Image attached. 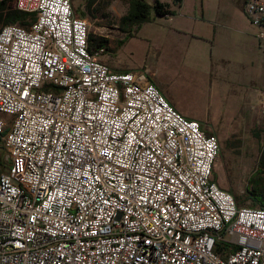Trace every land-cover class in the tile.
I'll use <instances>...</instances> for the list:
<instances>
[{
    "label": "built area",
    "instance_id": "obj_1",
    "mask_svg": "<svg viewBox=\"0 0 264 264\" xmlns=\"http://www.w3.org/2000/svg\"><path fill=\"white\" fill-rule=\"evenodd\" d=\"M6 0H0V5ZM0 29V264H264V207L212 180L216 136L90 49L72 0ZM264 47V0H246Z\"/></svg>",
    "mask_w": 264,
    "mask_h": 264
},
{
    "label": "crops",
    "instance_id": "obj_2",
    "mask_svg": "<svg viewBox=\"0 0 264 264\" xmlns=\"http://www.w3.org/2000/svg\"><path fill=\"white\" fill-rule=\"evenodd\" d=\"M132 1L103 0L105 52L99 59L113 71L127 69L117 53L134 40L145 53L140 60L142 69L134 72L154 83L179 113L197 120L207 135L225 139L245 135L231 130H250L257 135V130L264 128V47L256 37L261 27L250 23L244 8L236 19L226 0H145L150 5L165 3L172 13L157 15L151 11L149 19L133 26L127 38L122 18ZM97 2L83 0L76 7L72 0V5L76 15L85 17ZM113 17L115 23L108 25ZM34 20L35 14H29L22 25L30 27ZM237 34L251 40L238 41ZM193 81L197 87L188 89L187 84ZM192 101L203 106L199 114L186 108ZM212 180L230 192L224 180L213 174ZM251 201L257 203L259 199Z\"/></svg>",
    "mask_w": 264,
    "mask_h": 264
},
{
    "label": "rangeland",
    "instance_id": "obj_3",
    "mask_svg": "<svg viewBox=\"0 0 264 264\" xmlns=\"http://www.w3.org/2000/svg\"><path fill=\"white\" fill-rule=\"evenodd\" d=\"M245 1L226 0V7L235 16L234 18L238 19L240 17L239 11L243 10ZM80 3H83V0H73V5L76 7ZM87 11L88 15L82 17L89 23L90 32L94 36L103 37V0H98L92 9ZM4 17L5 15H0V28L5 24ZM114 19L116 18L108 19V25L114 24ZM237 40L250 41L251 38L243 34H237ZM112 54H114V51H112ZM144 54L137 42L134 40L130 41L117 53L122 66L128 68H123V70L115 69V71L142 69L140 60L144 59ZM97 57L98 59L100 57L103 58V53H99ZM187 86L188 89H195L197 83L193 81L188 83ZM183 90L187 91V89ZM188 103L189 106H186V108L190 112H195L196 114L201 112L202 105L194 101ZM0 116L7 120H12L14 117L5 113H1ZM236 131L245 133V135L239 137L229 136L228 139L224 137L218 138L220 141V152L213 163V175L226 182L227 187L229 186L230 192L239 205L256 206L258 204L253 203L252 199L264 201V153L261 152L262 148H264V128L257 130V135L255 133L251 134L250 130H231L232 133ZM249 134L252 136H249ZM5 156L6 148L0 142V158Z\"/></svg>",
    "mask_w": 264,
    "mask_h": 264
},
{
    "label": "trees",
    "instance_id": "obj_4",
    "mask_svg": "<svg viewBox=\"0 0 264 264\" xmlns=\"http://www.w3.org/2000/svg\"><path fill=\"white\" fill-rule=\"evenodd\" d=\"M9 1V2H8ZM181 2V0H175ZM12 0H6L0 5V15H5L4 22L8 23H19L24 24L29 13L18 10L12 5ZM130 11L122 18L124 24V31L127 33V38L131 36L132 27L139 25L140 23L147 21L150 16V12L153 11L157 15L170 14L172 11L169 6L165 3L155 2L150 5L145 0H133ZM4 24V25H5ZM129 26V27H128ZM103 37L94 36L90 32V49L92 51L98 50L103 45ZM0 142L2 138L0 136ZM9 167L6 165L4 158H0V172L8 170ZM255 200V199H254ZM259 207H264V201L257 202Z\"/></svg>",
    "mask_w": 264,
    "mask_h": 264
}]
</instances>
